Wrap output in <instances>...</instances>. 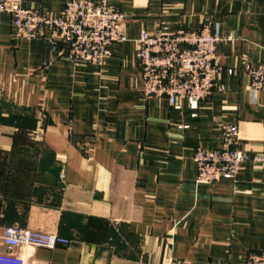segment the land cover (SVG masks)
I'll use <instances>...</instances> for the list:
<instances>
[{"label": "crops", "instance_id": "crops-1", "mask_svg": "<svg viewBox=\"0 0 264 264\" xmlns=\"http://www.w3.org/2000/svg\"><path fill=\"white\" fill-rule=\"evenodd\" d=\"M22 1L54 16L67 2ZM109 1L128 39L103 65L72 62L48 27L15 42L0 13V251L16 225L71 240L15 248L27 264H245L264 246V171L245 161L233 178L199 182L194 152L221 146L225 121L244 152L264 151V91L244 69L264 63V0ZM206 15L233 35L217 47L225 89L198 109L147 98L140 32L197 29Z\"/></svg>", "mask_w": 264, "mask_h": 264}, {"label": "built area", "instance_id": "built-area-1", "mask_svg": "<svg viewBox=\"0 0 264 264\" xmlns=\"http://www.w3.org/2000/svg\"><path fill=\"white\" fill-rule=\"evenodd\" d=\"M2 12L11 15L15 42L33 40L48 27L54 48L62 44L64 54L76 64L103 65L115 47L128 39L126 13L109 0H67L57 16L28 7L22 0H0ZM226 39H233V35H225L221 19L211 15H206L197 29H143L137 39V56L145 96L167 98L175 109H181V101L185 100L189 107L198 109L201 101L225 89L218 82L224 67L217 47ZM244 69L251 77L253 94L264 91V63L248 64ZM227 71L239 73L233 68ZM194 160L197 180L204 183L235 177L245 161L264 171V151L246 153L241 149L236 121L222 124L221 146H197ZM70 242L58 233L10 225L4 230L6 251H0V264H27L23 255L14 252L15 248H53ZM245 264H264V246L250 251Z\"/></svg>", "mask_w": 264, "mask_h": 264}]
</instances>
